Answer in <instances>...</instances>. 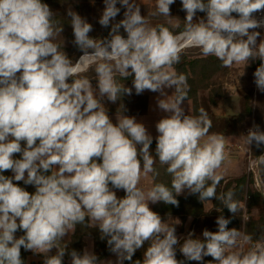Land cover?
Instances as JSON below:
<instances>
[{
  "label": "clouds",
  "instance_id": "1",
  "mask_svg": "<svg viewBox=\"0 0 264 264\" xmlns=\"http://www.w3.org/2000/svg\"><path fill=\"white\" fill-rule=\"evenodd\" d=\"M118 2L126 9L124 18L112 23L103 39L90 37L92 25L67 10L72 43L83 53L74 62L54 42L63 27L48 4L0 0V264H24L22 247L44 254L43 264H62L67 244L62 247L61 241L77 225L98 227L100 239L107 238L117 257L115 264L131 261L146 241L150 246L142 264H184L176 259L178 223L162 220L149 202L178 207L176 196L187 189L198 193L201 202L219 200L233 215L240 210L233 190L217 195L223 179L217 170L226 159L224 136L209 135L212 121L205 109L197 116L185 114L187 77L170 69L180 63L185 48H198L225 68L259 58L254 82L264 92V40L257 44L260 33L250 32L264 27V19L253 15L264 10V0H181L186 18L179 34L163 25L149 26L135 0H104L101 26L109 27L120 13ZM174 2L156 0L151 15L170 17ZM198 11L206 13V21L193 22ZM93 66L95 88L82 75ZM117 75L133 77L137 95L149 90L163 97L157 105L168 115L156 123L155 156L167 166L171 187H138L142 175H159L150 151L153 137L135 117L122 114L114 124L107 114L103 98L115 103L132 94ZM168 88H174L172 95L165 92ZM244 137L247 145H264V131L257 125ZM17 153L21 158H14ZM9 170L12 176L2 174ZM13 181L34 186L35 192ZM115 190H123L124 197ZM230 222L219 216L218 231L205 229L203 239L189 232L180 252L188 261L211 256L215 264H264V242L243 250L253 237L229 229ZM18 230L24 235L16 238ZM52 249L55 255H49ZM68 254L71 264H98L87 248Z\"/></svg>",
  "mask_w": 264,
  "mask_h": 264
},
{
  "label": "trees",
  "instance_id": "2",
  "mask_svg": "<svg viewBox=\"0 0 264 264\" xmlns=\"http://www.w3.org/2000/svg\"><path fill=\"white\" fill-rule=\"evenodd\" d=\"M48 0H42V2H46ZM78 1H88V2H99L104 0H78ZM122 10L117 15V17L110 23L109 27L105 28L99 24L98 29L90 34L89 36L96 39H103L108 37L109 32L111 31V24L118 23L120 20L124 18L125 8H123L120 3H117ZM156 10V4H144L142 5L141 15L145 16L148 19L149 26L156 27L158 25H163L173 34H179L183 31L185 25L186 12L182 10L181 0H175V2L170 5V17H165L162 15H151L152 12ZM196 15L206 16L205 12H197ZM233 15L237 16L236 13ZM194 22V21H193ZM195 23V22H194ZM120 34L126 37V33L124 29L121 27ZM63 51H70V48H63ZM82 51L76 48V52L73 53L69 58H71L74 62L79 59L80 55H82ZM227 69L221 66V62L214 56L205 57L200 54H192L185 49L181 54L180 63L172 66L173 71L177 74H183L187 77V84L189 86L188 90V99H192L194 103V113L193 116L199 115V110L201 109V105L207 111L209 118L212 121V128L210 129L209 135L211 134H220L224 137L227 136H239L243 135L247 126L251 123V118L254 115L255 119L259 122V117L255 114V108L253 107V97L251 93H241V100L239 102L238 111L236 113H227L225 110L221 112H216V109L220 104V99L223 97H219V93L214 92V89L211 90V93L208 95L199 97V93L205 90H209L210 87L214 84L210 82L211 78L214 77L215 73L221 71V69ZM117 80L119 83L124 84L125 87L128 84H133V77H128L127 79H123L117 75ZM68 82H71V78ZM211 84V85H210ZM212 88V87H211ZM219 99H217L218 97ZM221 96V94H220ZM201 99V103H200ZM187 100V99H186ZM116 107H111L109 110L110 114H135L136 110H132L130 108V101L127 94H125L120 100L115 102ZM109 115V114H108ZM110 117V115H109ZM22 143V147L24 146V142ZM155 147L156 140L153 139V143L150 146V151L152 152L153 158L156 163L154 164V168L159 172V175L156 177L152 176L153 185L156 183H163L168 187H171L172 177L166 171V165H161L159 163L158 157L155 156ZM252 151L254 157H260L262 154V148H257L255 146V142L252 145ZM14 158H21V154H14ZM264 160V157L262 158ZM98 162H102L99 161ZM261 176L264 180V163H259ZM5 176H12L13 173L9 171H5L2 173ZM50 174V173H46ZM20 187L25 188V190L30 193L35 192V187L32 185H25L23 181L16 182ZM254 184V177L247 173L246 171H242L240 174H237L232 177H223L220 184L217 186V195L223 192H227L229 190H233L235 192L234 199L239 201L240 210L236 215H233L229 210L217 199L212 198L210 201L201 202L199 199V194H180L176 196V199L179 201V206H174L171 204H165L160 201L153 205L152 211L156 212L160 215L163 220H170L174 217H180V219L187 220L190 219L189 232L194 233V238L203 239L202 233L205 229L216 232L218 231V225L216 224V220L219 216L223 215L226 219H230V223L228 224V228H235L238 231H241L245 234H249L253 237V240L249 243L251 247L252 244L257 242H264V196L263 193L257 189L252 187ZM116 194L119 198L124 197L125 192L123 190H115ZM211 202L212 205L210 208H206V204ZM249 213L248 219H244V211ZM256 212V214H252V212ZM86 217V222H87ZM24 235L23 231L18 230L15 233L16 238ZM86 236H91L94 240V254L98 257V264L100 261L107 259L113 253L110 252L109 247L107 245V238L105 240L100 239V231L98 227H85L84 225H77L75 231L72 233L69 239H65L61 241V246L63 247L67 244L66 254L63 257L62 264H71V257L68 253H70L73 249H75L79 253H83L85 248L84 238ZM188 234H186L183 238H186ZM183 242V239L180 241V244ZM176 247V259L178 261H184V264H208L209 261H212L215 264V261L211 256L204 257L202 262L197 261H188L185 259L183 254L179 250V244ZM32 252L30 250L26 251L21 248V258L24 261V264H43L44 262V254L39 255L38 260H29ZM54 255V254H49ZM130 261L125 260L123 264H129ZM143 261H141L142 264Z\"/></svg>",
  "mask_w": 264,
  "mask_h": 264
},
{
  "label": "rangeland",
  "instance_id": "3",
  "mask_svg": "<svg viewBox=\"0 0 264 264\" xmlns=\"http://www.w3.org/2000/svg\"><path fill=\"white\" fill-rule=\"evenodd\" d=\"M135 2L139 5L140 11H142V5L156 4V0H135ZM49 5L50 9L54 13V20L58 21V26L63 27V31L61 34L57 35L54 42L60 45V50L63 51V48H70V51H66V54L70 57L73 53L76 52V46L72 43L74 40L73 28L71 26V18L67 14V10L71 8L73 11L78 13L81 17L85 18L88 23L92 25V31L89 33H94L99 27V19L104 10V1L99 2H88V1H78V0H48L43 2ZM119 7V6H117ZM120 8V7H119ZM121 9V8H120ZM122 10V9H121ZM126 10V9H125ZM121 12V11H120ZM124 13V11H123ZM124 15V14H123ZM235 16V15H233ZM238 18V17H237ZM201 19L206 21V16L196 15L193 19L195 23L199 22ZM251 31H258L260 36L257 38V44L264 40V29L257 28L252 29ZM246 39V37H244ZM186 51L192 54H200L201 51L198 48H185ZM83 55V54H82ZM81 56V55H80ZM262 61L257 58L255 60H250L249 63L245 66L244 64H234L231 68L224 69L215 73L214 77L211 78L210 82L214 83L209 90H205L204 92H200L198 95L202 99L201 96L208 95L211 93V90L214 89V92L219 93V97H222L219 101V106L214 109L216 112H221L225 110L227 113H236L238 111L239 102L241 100V93H251L253 97V107L255 108V115L259 117V122L255 119L254 115L251 118V123L246 127L243 135L239 136H227L224 137L225 140V152L226 159L223 162L220 169H218V173L222 174L223 177H232L237 174H240L242 171H246L254 177V184L252 187L259 189L264 196V180L261 176V171L259 167V163L264 156V145H261L262 154L260 157L253 156L252 144H246V138L244 136L247 135L249 129L253 128L254 125L259 126L261 131H264V92H260L255 84L254 73L256 69ZM170 71H173L171 68ZM19 75V73H18ZM87 78L91 80L93 87L97 86L96 74L94 71V66L90 68L87 72L83 73ZM72 82V81H71ZM69 82V83H71ZM211 85V84H210ZM126 87L132 88V94L128 95L130 101V108L136 110L135 114H123L125 116L128 115H138L143 114L147 111L148 105H152L154 110H160L157 105L158 99H162L158 92H152L149 90H145L142 94L137 95L135 93V89L133 84H128ZM165 92L168 95H172L174 92V88L165 89ZM221 94V96H220ZM218 97V96H215ZM219 97L217 99H219ZM200 99V103H201ZM189 100L191 113L189 115L193 116L194 113V103L192 99ZM102 103L107 109V114L110 115L112 122L117 123L118 116H122V114H110L109 110L111 107H116L115 104L107 99V97L103 98ZM182 107L184 105L182 104ZM203 108V105H201ZM204 109V108H203ZM188 115V114H186ZM206 139V137L204 138ZM203 143V140L201 141ZM188 193L187 189L184 190L183 194ZM207 205V204H206ZM245 208V206H244ZM252 214H256V212H252ZM244 219H248L250 216L249 213L244 211ZM169 224H175L176 227V235L179 233H183L185 236L188 234L190 223L187 220L178 219L176 217L171 218L167 221ZM72 235V234H71ZM70 235V236H71ZM70 238V237H69Z\"/></svg>",
  "mask_w": 264,
  "mask_h": 264
},
{
  "label": "crops",
  "instance_id": "4",
  "mask_svg": "<svg viewBox=\"0 0 264 264\" xmlns=\"http://www.w3.org/2000/svg\"><path fill=\"white\" fill-rule=\"evenodd\" d=\"M184 105V110H185V114H189L191 113V109H190V104L189 100H185L183 103ZM166 115H168L167 113L163 112L162 110H154V108L152 107V105H148L147 107V111L143 114H138V115H128L129 117H135L137 122H141L145 125V127L147 128L148 132L152 135L153 139H155V137L158 135L157 130H156V123L163 117H165ZM121 116L115 117V118H119ZM116 123V121H114ZM228 137H226L227 139ZM225 139V140H226ZM153 186V179L151 176V173H149L147 176L142 175L141 176V180L140 183L138 185V187L142 188L143 190L147 191L150 187ZM188 191V190H187ZM183 194V193H182ZM154 204H152L151 202H149V207L152 210ZM212 205L211 202H208L206 205V208H210ZM178 219V217H176ZM163 220V219H162ZM164 221H168V220H164ZM187 221H189L190 223V219H187ZM73 232H70L68 236L65 237V239H69L70 235ZM178 238H180V241L183 239L184 235L183 233H179L177 234ZM85 241V248L84 249H89L90 251H92L94 253V240L91 236H86L84 238ZM183 243V242H182ZM179 244V248L180 245ZM150 246V241H146L144 243V245L138 249L135 254L132 257V260L129 262V264H135L136 260H140L143 261L144 259V253L146 252L147 248ZM250 248L249 243H245L243 244V250L247 251ZM56 249H52L51 252L49 254H56ZM32 252V251H31ZM39 255H42V253H33L30 255L29 260H38L39 259ZM117 260V257L115 254H112L111 256H109L107 259L103 260L105 262V264H107L108 261H112L113 264H115Z\"/></svg>",
  "mask_w": 264,
  "mask_h": 264
},
{
  "label": "built area",
  "instance_id": "5",
  "mask_svg": "<svg viewBox=\"0 0 264 264\" xmlns=\"http://www.w3.org/2000/svg\"><path fill=\"white\" fill-rule=\"evenodd\" d=\"M254 17L257 19V20H260V19H264V10H261L259 12H256L253 14ZM261 29H264V27H260Z\"/></svg>",
  "mask_w": 264,
  "mask_h": 264
}]
</instances>
